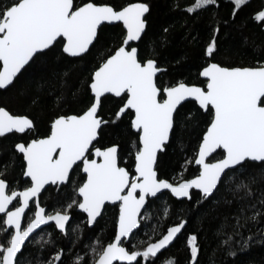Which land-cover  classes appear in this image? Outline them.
I'll return each mask as SVG.
<instances>
[{
    "label": "snow or ice",
    "instance_id": "1",
    "mask_svg": "<svg viewBox=\"0 0 264 264\" xmlns=\"http://www.w3.org/2000/svg\"><path fill=\"white\" fill-rule=\"evenodd\" d=\"M248 2L231 0L233 19ZM208 6L220 7L218 0H195L183 11L195 14ZM175 7L179 9V4ZM150 13L146 0L119 8L97 0H0V90L14 88L33 65L44 63L50 55L57 61L83 60L99 44L104 28L121 27L120 43L82 81L88 104L80 112L56 115L40 134L34 118L0 106V138L18 137L11 165L18 156L26 178L23 190L18 191L0 171V264H21L26 241L42 225L52 222L67 236L73 210L86 214L85 222L91 227L109 204H118L119 209L114 238L105 245L97 237L95 245L85 246L90 254H77L73 264H141V259L145 264L157 260L176 264L160 256L182 234L185 219L166 232H157L154 226L158 238L127 247L142 221L150 218L147 209L153 206L152 200H160L165 190L172 197L191 201L195 189L200 193L197 205L211 198L228 209L215 231L218 247L227 249L228 255L234 256L237 247L242 251L253 242L264 243V187L259 186L264 181V62L223 66L215 61L220 32L215 26L203 52L207 60L198 72L201 82L181 79L162 84L159 76L167 69L156 59V41L148 46L147 55L139 46ZM253 19L264 26V9ZM106 103L114 106L110 114L104 111ZM189 103L208 117L192 157L185 160L186 165L197 166V171L191 178L185 177L186 168L178 177L165 178L159 170L160 157L176 128L193 118L192 112L179 118ZM123 128L136 136L128 153L131 166H121L118 143H101L105 133ZM218 150L219 156L215 155ZM78 173L83 175L79 182L73 179ZM69 185L72 195L66 205L53 207L51 212L41 205L46 186H56L59 192ZM221 189L226 195H218ZM28 211L31 215L26 216ZM162 213L169 215L167 201H162ZM80 228L76 225L71 231ZM79 239L76 236L72 245ZM41 240L36 241L41 249L53 243ZM186 247L190 264H198V236L188 235ZM64 254L63 248L54 249L38 264H65Z\"/></svg>",
    "mask_w": 264,
    "mask_h": 264
},
{
    "label": "trees",
    "instance_id": "2",
    "mask_svg": "<svg viewBox=\"0 0 264 264\" xmlns=\"http://www.w3.org/2000/svg\"><path fill=\"white\" fill-rule=\"evenodd\" d=\"M98 3H107L117 8L136 0H97ZM151 5L148 15L146 35L139 44L142 52L147 55L148 46L155 43L156 59L160 65L167 69V73L159 76V82L167 84L177 80H186L189 83L199 84L201 78L198 72L205 64L207 57L203 55L207 42L212 35V28L220 27L218 34V54L215 61L223 66H257V61L264 62V26L254 21V15L264 9V0H249L233 19L231 13L234 5L231 0H218L220 7L208 6L195 14H189L183 9L194 4L195 0H146ZM179 4V9L175 7ZM167 28L168 32L163 30ZM121 27L109 26L104 28L99 44L91 49V54L83 60L68 58L57 61L54 55L46 58L44 63L37 62L29 72L22 77L16 86L9 90H0V106H4L15 114H26L34 118L40 134H43L49 122L58 114H75L88 104V96L83 94L82 81L88 78L98 62L109 54V51L120 43ZM67 72V75L64 73ZM76 93V95H74ZM63 97L58 102V98ZM112 104L106 103L104 111L110 114L114 111ZM188 112L194 113L191 120L185 119L183 126H178L170 139L166 153L159 161L160 174L171 179L178 177L184 171L186 178L196 174L197 167L186 165L185 160L192 157L198 140L205 127L206 115H201L192 104H187L180 113L184 119ZM107 118V117H106ZM199 124L197 127L196 125ZM127 129H115L105 133L101 143L109 144L113 141L120 145L122 156L121 166H131L132 158L128 155L135 135H128ZM116 133H120L117 135ZM19 142L16 135L0 138V171L5 172L2 177L9 181L12 187L23 190L25 178L22 175L20 158L11 165L14 145ZM219 151L216 155H220ZM127 161V164L124 161ZM5 165H9L5 170ZM79 182L82 174L73 176ZM264 187V181L259 185ZM40 197L41 205L51 212L53 207L66 205L72 195L71 185L57 191L56 187L47 188ZM218 195H226L221 189ZM200 193L193 192L192 200H176L169 193H163L160 200L153 199L152 207L147 209L149 219L142 221L141 228L130 240L127 247L139 246L140 241H147L150 237L158 238L152 229L156 226L157 232H166L167 227L185 219L187 224L182 234L173 245L164 251L160 259L172 258L176 264H190V250L186 247V237L191 234L198 236L200 252L198 264H264V243L253 242L245 250L235 249L234 256L228 255L225 248L218 247V238L215 231L222 222L223 214L228 211L221 203L213 199L197 205L196 200ZM162 201H167L169 215L163 216ZM30 208H34L31 205ZM118 206H106L102 218L92 228L85 222V215L77 210L71 212L72 220L68 225V235L63 236L54 226H48L35 234L25 245L23 255L19 258L21 264H38L45 260L54 249L65 250V264H73L75 256L90 254L86 245H95L97 237L106 245L114 238L115 219L118 216ZM27 215H31L28 211ZM26 222V220H25ZM80 225L76 233L71 231L73 226ZM48 233L51 234L49 237ZM147 233V234H146ZM51 239V245L43 249L37 240ZM79 236V242L73 246L72 240ZM2 239V237H0ZM259 237L256 238L259 241ZM41 240V243L43 242ZM141 264L145 262L141 259ZM156 264H160L157 260Z\"/></svg>",
    "mask_w": 264,
    "mask_h": 264
},
{
    "label": "water",
    "instance_id": "3",
    "mask_svg": "<svg viewBox=\"0 0 264 264\" xmlns=\"http://www.w3.org/2000/svg\"><path fill=\"white\" fill-rule=\"evenodd\" d=\"M10 87H11V86H10ZM219 151H221V150H218V152H219ZM218 152H217V153H218ZM215 155H216V154H215ZM194 166H195V165H194ZM195 167H197V166H195ZM25 179H26V178H25ZM49 187H51V186H46V188H49ZM53 187H56V186H53ZM193 192H197V193H199V191H198V190H195V189L192 190V193H193ZM163 193H169V192H168L167 190H165ZM42 194H43V193H42ZM169 194H170V193H169ZM158 195H160V194H158ZM170 195H171V194H170ZM173 198H175V197H173ZM175 199H176V200H187L186 198H181V199H177V198H175ZM14 203H15V202H14ZM117 205H118V204H117ZM30 206H31V204H30ZM106 206H115V205H111V204H109V205H106ZM10 207H11V206H10ZM142 211H143V210H142ZM78 212H79V211H78ZM26 213H27V212H26ZM80 213H81V212H80ZM0 215L2 216V214H0ZM85 215H86V214H85ZM71 219H72V216H71ZM71 219H70V221H71ZM99 219H100V218H98V220H99ZM70 221H69V223H70ZM50 225H54V223L50 222L49 225H42V226H41V229H38L37 232L33 234V236H34L35 234H37L39 231H41L42 229H44V228H46V227H48V226H50ZM68 225H69V224H68ZM68 225H66V228H68ZM94 225H95V224H94ZM94 225H93V226H94ZM93 226H91L90 228H92ZM58 231H59V230H58ZM183 231H184V229L182 230V232H183ZM33 236H32V237H33ZM179 236H180V235H179ZM32 237H31V238H32ZM31 238H30V239H31ZM174 242H175V241H174ZM174 242H173V243H174ZM27 243H28V241H26V244H27ZM172 245H173V244H172ZM172 245H170V246L168 247V249H169ZM23 249H24V248H23ZM23 249H22V251H23ZM164 251H166V250H164ZM164 251H163V252H164Z\"/></svg>",
    "mask_w": 264,
    "mask_h": 264
},
{
    "label": "flooded vegetation",
    "instance_id": "4",
    "mask_svg": "<svg viewBox=\"0 0 264 264\" xmlns=\"http://www.w3.org/2000/svg\"><path fill=\"white\" fill-rule=\"evenodd\" d=\"M18 191H20V190H18ZM42 196V195H41ZM15 204V203H14ZM118 206V205H117ZM31 207V206H30ZM78 211V210H77ZM80 213V212H79ZM83 214V213H82ZM85 215V214H84ZM1 216V215H0ZM72 216V215H71ZM86 216V215H85ZM72 220V219H71ZM51 226V225H50ZM52 226H54V225H52ZM43 230V229H42Z\"/></svg>",
    "mask_w": 264,
    "mask_h": 264
}]
</instances>
